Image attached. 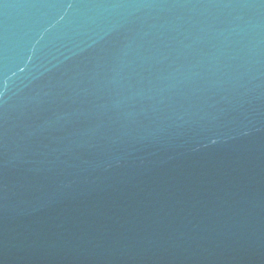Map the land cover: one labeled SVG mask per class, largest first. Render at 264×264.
<instances>
[{
  "label": "water",
  "instance_id": "95a60500",
  "mask_svg": "<svg viewBox=\"0 0 264 264\" xmlns=\"http://www.w3.org/2000/svg\"><path fill=\"white\" fill-rule=\"evenodd\" d=\"M0 264H264V0H0Z\"/></svg>",
  "mask_w": 264,
  "mask_h": 264
}]
</instances>
